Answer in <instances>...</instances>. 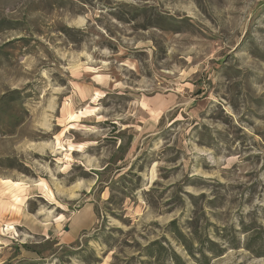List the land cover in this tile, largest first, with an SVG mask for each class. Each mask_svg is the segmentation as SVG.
Listing matches in <instances>:
<instances>
[{
  "label": "rangeland",
  "instance_id": "rangeland-1",
  "mask_svg": "<svg viewBox=\"0 0 264 264\" xmlns=\"http://www.w3.org/2000/svg\"><path fill=\"white\" fill-rule=\"evenodd\" d=\"M0 264H264V0H0Z\"/></svg>",
  "mask_w": 264,
  "mask_h": 264
},
{
  "label": "trees",
  "instance_id": "trees-1",
  "mask_svg": "<svg viewBox=\"0 0 264 264\" xmlns=\"http://www.w3.org/2000/svg\"><path fill=\"white\" fill-rule=\"evenodd\" d=\"M182 243H183V245H184V247H185L187 253H188L189 255H194V254H193V250H192L191 242H185L184 240H182ZM206 243H207V247H206V250H207V251L211 252L212 254H219V253L221 254L223 248H221V247L218 245L217 242H214V241H212V240H210V239H207V240H206ZM201 244H202V243H201ZM200 253H201V256H202L203 259H207V256L203 253L202 250L200 251ZM173 255H174V262L177 263L179 258H176L177 255L174 254V252H173Z\"/></svg>",
  "mask_w": 264,
  "mask_h": 264
}]
</instances>
